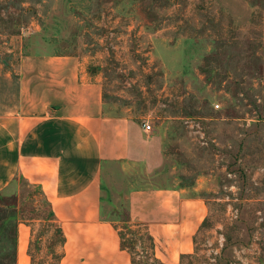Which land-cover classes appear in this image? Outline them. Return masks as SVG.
<instances>
[{
    "label": "rangeland",
    "instance_id": "1",
    "mask_svg": "<svg viewBox=\"0 0 264 264\" xmlns=\"http://www.w3.org/2000/svg\"><path fill=\"white\" fill-rule=\"evenodd\" d=\"M26 53L78 56L107 114L151 125L106 181L105 213L134 239L136 264H156L123 222L127 192L143 185L207 200L181 264H264V0H0V60L12 67ZM18 184L32 262L57 264L47 203Z\"/></svg>",
    "mask_w": 264,
    "mask_h": 264
},
{
    "label": "crops",
    "instance_id": "2",
    "mask_svg": "<svg viewBox=\"0 0 264 264\" xmlns=\"http://www.w3.org/2000/svg\"><path fill=\"white\" fill-rule=\"evenodd\" d=\"M143 132L105 112L101 82L78 56L26 53L12 67L0 60V194L20 203L19 180L40 192L64 237L57 264H133L105 213L106 181L132 161L131 140ZM185 192L183 185L127 192V222L149 233L156 264H181L194 252L208 205ZM32 220L17 221L15 264L32 263Z\"/></svg>",
    "mask_w": 264,
    "mask_h": 264
},
{
    "label": "trees",
    "instance_id": "3",
    "mask_svg": "<svg viewBox=\"0 0 264 264\" xmlns=\"http://www.w3.org/2000/svg\"><path fill=\"white\" fill-rule=\"evenodd\" d=\"M3 200L4 202L1 203L5 209L3 210V214H1V224H0V241L3 244L0 245V258L10 256L11 258V264H15V246H16V224L18 219L22 218L18 216V208L16 206V200L17 196H5L0 194V201ZM9 208V211H6V209ZM13 216H15L13 218ZM13 218V219H12ZM48 218L53 220V212L49 209L48 211ZM23 219V218H22ZM124 226L127 228L128 233L131 235L138 237L140 240L143 239L146 241V248L147 252L149 254V259L152 262L156 263V260L153 255V241L149 233L138 223H128L127 217L126 219H123ZM56 232L58 233V244L61 245L64 241L63 234L61 232V229L57 226ZM120 238H121V246L124 248H127L132 253V247L134 246L135 242L132 237H130L128 240L125 237L124 231L121 229L119 230ZM136 238V239H138ZM60 257V253L58 255V258ZM133 264H136L134 262V259H132ZM33 264V262L31 263Z\"/></svg>",
    "mask_w": 264,
    "mask_h": 264
},
{
    "label": "built area",
    "instance_id": "4",
    "mask_svg": "<svg viewBox=\"0 0 264 264\" xmlns=\"http://www.w3.org/2000/svg\"><path fill=\"white\" fill-rule=\"evenodd\" d=\"M143 127H144L145 130H149L151 128V125L149 124V122H144L143 123Z\"/></svg>",
    "mask_w": 264,
    "mask_h": 264
}]
</instances>
